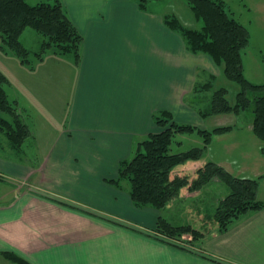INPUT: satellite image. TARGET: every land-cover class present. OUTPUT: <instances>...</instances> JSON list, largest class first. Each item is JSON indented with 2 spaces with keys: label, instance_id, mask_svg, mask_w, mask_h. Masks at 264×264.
Listing matches in <instances>:
<instances>
[{
  "label": "crops",
  "instance_id": "obj_1",
  "mask_svg": "<svg viewBox=\"0 0 264 264\" xmlns=\"http://www.w3.org/2000/svg\"><path fill=\"white\" fill-rule=\"evenodd\" d=\"M61 1L83 37L80 61L76 65L73 58L72 62L66 56L49 52L43 61L37 62L36 74L17 84L23 91L22 96L28 97V107L17 93L13 100L29 128L28 121L33 123L31 146L35 160L29 163L8 150L0 153V264H11L4 252H16L32 264L57 262L49 247L45 248L44 238L41 239V226L47 224L44 215L41 216L45 208L91 226L123 228L133 233L152 232L161 212L134 206L126 180L119 185L110 184L108 180L118 177L120 162L129 160L142 140L161 129L155 122V114L168 111L176 122L202 129H209L204 123L206 119L224 115L205 116L203 112L209 106L201 107L194 101L199 91L210 90L216 64L205 54L190 53L182 36L165 25L163 18L167 14L180 19L173 2L167 1L164 5V0H153L143 10L136 0ZM222 1L236 18L228 1ZM247 48L242 53L244 75L253 83H264L258 79L262 73L260 64L247 71ZM13 55L0 49V71L10 83L14 82L10 80L9 71L22 73L24 69ZM46 63L52 68L67 67V75L71 76L64 116L56 123L49 121L59 117L55 86L59 78L67 80L68 77L59 75L61 71L48 74L49 67L44 68ZM46 89L47 95L41 99ZM30 107L36 111V122L33 113L28 112ZM250 122L242 127L233 126L229 133L238 131L241 139L230 142L226 139L222 145L225 152L220 158L212 157V140L201 159L189 160L173 171L193 178L197 169L213 161L238 177L264 175V168L260 171L264 164L261 155L264 141L252 138ZM242 131L256 144L254 161L250 162L254 166L250 171L240 158L231 162L233 156L228 153V149L245 144ZM235 140L240 141L233 143ZM19 152L22 153L21 150L16 153L19 155ZM246 156L248 154L243 157ZM259 182L257 197L264 202V177ZM211 184L222 187L215 179L204 187ZM201 189H183L178 199L198 196ZM228 192L221 188L213 201L218 203ZM46 216L51 218V215ZM189 221L191 217L187 216L185 224ZM48 223L52 227L53 219ZM155 241L158 246L179 254V264H264V209L240 217L224 233H219L212 225L197 252ZM82 244L78 253L65 251L66 264H88L84 252L87 247Z\"/></svg>",
  "mask_w": 264,
  "mask_h": 264
},
{
  "label": "trees",
  "instance_id": "obj_2",
  "mask_svg": "<svg viewBox=\"0 0 264 264\" xmlns=\"http://www.w3.org/2000/svg\"><path fill=\"white\" fill-rule=\"evenodd\" d=\"M136 1L139 8L144 10L153 0ZM185 1L195 17L202 21V26L198 29L185 27L173 14L164 16L165 25L182 36L190 53L209 56L217 66H222L223 75L239 86L233 104L226 99V88L215 89L209 109L203 115H239L251 110L252 132L264 141V83L249 81L242 65V53L249 44V31L231 15L222 0ZM26 28L43 36L37 51L31 52L20 40ZM82 42L83 37L67 15L61 0L35 4H29L27 0H0V49L13 53L20 63L31 68L47 52H51L58 56L71 54L77 65ZM7 83L6 75L0 71V135L5 134L11 146L16 148L29 136L30 128L23 121L16 102L8 98L5 89ZM154 118L161 129L142 140L129 160L120 162L118 177L108 180L110 184L119 185L126 180L134 206L151 207L160 212L178 199L183 189L197 191L213 179H218L229 189L228 194L218 201L213 213L203 214L195 209L196 215H190L192 223L174 225L160 214L151 229L154 239L178 249H186L175 243L183 235L191 236L186 243L192 246L209 233L212 225L219 233H224L240 217L264 209V202L257 197L259 181L264 175L258 178L238 177L213 161H207L197 169L193 178L173 171L176 166L189 160L201 159L213 137L231 131L233 125L202 129L176 122L168 111L155 114ZM194 132L201 138L200 146L170 152L173 137ZM195 222L196 225H193ZM3 255L17 264H30L10 252Z\"/></svg>",
  "mask_w": 264,
  "mask_h": 264
},
{
  "label": "rangeland",
  "instance_id": "obj_3",
  "mask_svg": "<svg viewBox=\"0 0 264 264\" xmlns=\"http://www.w3.org/2000/svg\"><path fill=\"white\" fill-rule=\"evenodd\" d=\"M39 1H48L52 3V0H27L29 4H35L38 3ZM167 1L169 2V4L173 2L175 11L179 15L181 21L187 27L198 29L202 26V21L200 19H198L199 20L198 23L196 22L193 12L191 11L189 5L185 0H178V1L164 0L165 3L163 4L166 5ZM227 1L231 9L235 10L234 13L235 17L249 31L250 38L247 48L248 56L246 57L247 71H252V69L254 70L253 67L257 64H260L261 67H259V69L262 70V73L258 76V79H260L259 81H264V0H245V1L227 0ZM169 8L170 10L172 9V7ZM20 36H21L20 38L21 42L31 52L37 51L40 48L41 42L43 40V36L31 28H26V31L22 32V35ZM260 48L263 49V52L260 51ZM48 53L49 52H47L46 54ZM66 57L72 60L71 54L66 55ZM43 59L41 61H43ZM14 60L17 62L19 61V59L16 56L14 57ZM47 60H50L49 62L52 61V59H47ZM19 64H21L20 66L24 67V69H21L22 73L9 71L10 73L9 76L11 75L10 80L13 81L14 83H10L8 80V83L6 84L7 94L9 95L11 101H14L13 99H16L14 98V96L16 97V93L20 96L24 95L22 93L23 91L21 90V88L17 87V84L22 83L26 77L28 76L32 77L33 74L35 75L36 71L34 70L38 63L35 62L34 66L31 68L22 63ZM44 66L45 69L49 67L48 74H52L53 72L57 74L59 71H61L59 75H66V78L68 77L67 80H63L64 78L63 79L59 78L55 86L56 101H57L55 107H56L57 115L59 117L57 119L55 117V119L53 120L50 119L49 121L56 123L57 121L60 120V118L64 116V112H65L64 106L69 91L70 73L67 75V71H68L67 67L65 68L62 66L60 67L55 66L54 68H52L51 64L48 63H46ZM215 68H216L215 70L216 76L214 81L212 82V86L210 87V90L199 91L198 95H195L194 101L198 102L201 107H208L210 105V100L214 90L220 87L226 88L227 90L226 99L228 100L229 103L233 104L236 100V94L239 91L238 84L234 81L227 79L223 75L222 66L216 65ZM43 73L46 72L44 71ZM43 73H38V74H43ZM17 75L19 77H16ZM51 87L52 85L50 84V90H52ZM46 95H47V89L45 90V94L43 96L41 97L38 96V97L44 99ZM22 97L24 98V96ZM22 102L26 107H28L27 96H25ZM50 104H52L51 99H50ZM28 109L29 111L28 110L27 111L29 113H33L32 114L33 119L36 122V117H37L36 111L31 107ZM251 117H252L251 110H246L244 112H241L239 115L224 114L215 117H210L209 119H206L204 123L206 127L209 129L216 127L218 125H233L236 127H240V126L242 127L250 122ZM40 120L47 122L44 119H40ZM28 122L31 128L30 134L24 140L23 144L20 147L13 148L9 140L6 138L5 134L0 135V153L6 152L8 150L12 152V154L20 156L21 159L28 162L30 161L29 163L35 160V158L33 157L34 155L32 153L33 147L31 146V142L33 140V138L31 137L32 135L31 131L34 132L33 131L34 127H33V123L30 120ZM237 133L238 131L237 132L235 131L234 133L231 134L229 132H225L220 135H215L212 139L214 140L213 141L214 143H212V145L210 146L212 157L218 159L224 155L225 148L222 145L226 139L228 142L234 139H241L239 138V133L238 135H236ZM182 135L180 136L179 134H177L175 137H173V141L170 145L171 153L186 151L192 147L200 146L199 143L201 139L196 132L191 134L190 133L182 134ZM242 135H243L242 140H246L245 144H243L240 147L234 148L235 151L228 149V153L230 156H233L232 159L230 160L231 162L234 160L238 161L240 158L243 161V165L248 167V169L246 170L250 171L251 166H254V165H250V162L254 161L256 144L253 141L249 140L250 137H248V135H246L245 132L243 133L242 131ZM223 136H227V137H223ZM251 136L252 138L257 140L256 139L257 137H254L255 135H252V133ZM219 138L221 139L219 140ZM237 141L240 140H235L233 141V143ZM20 150L22 151V153L19 152L18 155L16 152ZM246 154H248V156H246L247 158L246 157L244 158L243 156H245ZM261 155L264 157V154L261 153ZM234 157H236L237 159ZM263 168H264V164H261L260 171ZM246 174L251 175L248 173ZM215 180H217V182H220L222 187H219L218 185L215 184L214 185L211 184L208 187H204L206 185L205 184L202 187L200 194L198 196H195L193 198L190 197V199H181V200L178 199L174 203H170L168 206L163 208L161 210V214L165 218H167L172 224L183 225L186 223L187 216H190L192 214L196 215L195 209H199L202 212L204 211V213H209V214L213 213L215 207L217 206V202L215 203L213 201V197L217 196L220 193L221 188L228 189V187L224 183H222L218 179ZM201 205L203 207H201ZM44 210L45 211H41V216L44 215V220L47 221V224L45 226H41V239L44 238V240L47 243L46 244L47 246L44 245L45 248L49 247L52 254H54L53 259L57 260L56 263H52V264H66L68 261L67 259H65V255H64L66 254L65 251L71 250L75 253H78L81 248L80 245L81 242H83L82 244L83 246L87 247V250L84 252L87 255L86 262H88V264H179V254H175L174 252L170 251V249H167L164 246H160V245L158 246V244L155 243L156 242L155 239L152 237L153 232L140 231L138 233H133L123 228L115 229L112 227L91 226V224L87 225L88 223L85 222L79 223L73 217H68V216L62 217L61 214H56L52 212V210H49L48 208H45ZM46 215H51V218H49ZM54 217L59 218L61 222H56ZM49 219L50 220L53 219L54 221V223H52V227L48 226ZM189 222L192 223V221ZM55 224H58L60 226H54ZM193 225H196V222ZM143 234L149 236L150 238L143 236ZM190 237H191L190 235H183L177 242L175 241V243L185 247L187 250H195L197 252L198 249H200L199 247L202 246V244L204 243V241L203 239H201L199 241L194 242L196 243V245L194 244L192 246H189L186 243V241L189 240ZM69 238H71V241ZM10 253L14 254L15 256L22 257L16 252H10ZM95 257H98V259H96ZM9 261L11 264H17L12 260ZM93 261H95V263ZM28 262L32 264L30 261Z\"/></svg>",
  "mask_w": 264,
  "mask_h": 264
}]
</instances>
